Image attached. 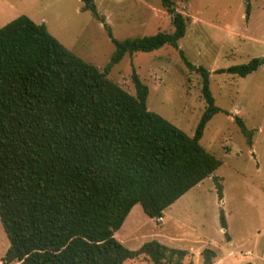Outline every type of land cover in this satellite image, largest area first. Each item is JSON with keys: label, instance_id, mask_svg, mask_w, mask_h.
<instances>
[{"label": "trees", "instance_id": "1", "mask_svg": "<svg viewBox=\"0 0 264 264\" xmlns=\"http://www.w3.org/2000/svg\"><path fill=\"white\" fill-rule=\"evenodd\" d=\"M80 1L114 46L102 69L25 14L0 27V223L9 241L2 259L123 264L143 255L152 264H184V249L157 240L130 249L114 233L135 204L159 219L221 165L199 143L207 122L222 111L210 89V72L179 47L186 18L175 0H160L171 31L121 39L113 36L94 0ZM164 45L176 49L185 67L200 76L205 106L191 136L147 108L148 87L134 70L133 94L107 77L125 54ZM263 63V57H252L215 72L244 77ZM234 120L251 145L252 130L240 117ZM220 221L225 228L223 217ZM201 255L203 264L216 256L210 248Z\"/></svg>", "mask_w": 264, "mask_h": 264}, {"label": "rangeland", "instance_id": "2", "mask_svg": "<svg viewBox=\"0 0 264 264\" xmlns=\"http://www.w3.org/2000/svg\"><path fill=\"white\" fill-rule=\"evenodd\" d=\"M114 37H134L172 30L160 0H94ZM175 0L186 18L178 44L195 65L210 72V89L222 111L207 122L199 143L221 160L208 177L163 211L148 217L135 204L114 236L137 249L157 240L186 250L184 264H203L201 252L214 250L212 264H264V63L240 77L217 68L264 58V0ZM25 14L68 49L102 69L114 50L107 30L80 0H0V27ZM148 87L147 108L186 134L193 135L204 110L200 76L188 70L170 45L151 52L125 54L107 77L134 93L132 71ZM252 130L251 145L234 117ZM216 183V184H215ZM223 217L225 228L220 218ZM9 241L0 223V264ZM123 264H152L143 255Z\"/></svg>", "mask_w": 264, "mask_h": 264}]
</instances>
